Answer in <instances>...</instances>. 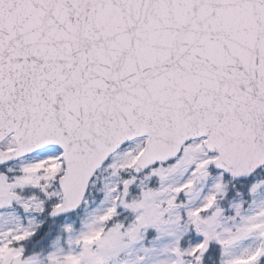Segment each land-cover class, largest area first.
<instances>
[{"label":"snow or ice","instance_id":"obj_1","mask_svg":"<svg viewBox=\"0 0 264 264\" xmlns=\"http://www.w3.org/2000/svg\"><path fill=\"white\" fill-rule=\"evenodd\" d=\"M0 264H264V0H0Z\"/></svg>","mask_w":264,"mask_h":264}]
</instances>
